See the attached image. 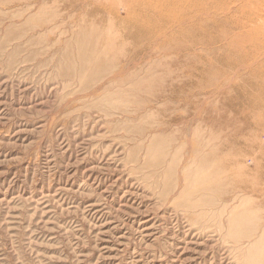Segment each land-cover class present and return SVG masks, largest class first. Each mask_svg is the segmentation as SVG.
I'll list each match as a JSON object with an SVG mask.
<instances>
[{"label":"rangeland","instance_id":"rangeland-1","mask_svg":"<svg viewBox=\"0 0 264 264\" xmlns=\"http://www.w3.org/2000/svg\"><path fill=\"white\" fill-rule=\"evenodd\" d=\"M165 1L0 0V264H264V51Z\"/></svg>","mask_w":264,"mask_h":264},{"label":"bare ground","instance_id":"bare-ground-1","mask_svg":"<svg viewBox=\"0 0 264 264\" xmlns=\"http://www.w3.org/2000/svg\"><path fill=\"white\" fill-rule=\"evenodd\" d=\"M184 1V2H182ZM213 1L214 3L217 4V6L220 4V6L222 7H218L217 9L221 8L223 9L222 13L227 14V16L225 17V22L230 24H233V27H237L239 29H241L239 32L237 31V33H235V35L232 37V49L236 48V50L238 51V53H241V55L247 60H250L249 64H242L243 62H245L244 60L241 61L240 59V65H239V70L242 69H247L252 71V69L254 68V66L257 64V62L259 61V58H256L258 55L254 56L256 54V52L258 54L262 53L264 51V3L263 1L261 2L260 0H179L178 2H176V4L173 6V11L168 12L167 14L159 11L156 15L159 18H165V16L167 17L168 21H172L171 25L165 29L166 32H164L165 34L167 33L168 29L175 30L176 28L178 29V31L181 32H187L186 34H191L194 32V30L196 29V31H202L203 27L205 25H207L208 21L210 18H212L211 16H213V11H210V6H209V2ZM237 1H239V3H237ZM184 3L182 5V3ZM170 1L167 0L165 2H161V4L159 6H167L169 5ZM229 3H231L230 5H228ZM172 8V4L170 5ZM225 6H227L226 8H224ZM177 7H179V14ZM213 7V6H212ZM215 7V6H214ZM250 7V8H248ZM162 8V7H161ZM176 8V9H175ZM216 8V7H215ZM156 9L157 6H156ZM217 9H215L217 11ZM225 9V10H224ZM171 10V9H170ZM219 12V11H218ZM216 12V13H218ZM237 12H241V15H235L237 14ZM220 13V12H219ZM215 15V14H214ZM221 15V13H220ZM229 15V16H228ZM216 16V15H215ZM214 16V18H215ZM223 16H221L220 18H222ZM217 18V17H216ZM219 18V19H220ZM161 20V19H160ZM217 21V20H215ZM217 23V22H216ZM225 23V24H226ZM45 22L41 23V26L44 25ZM224 24V23H223ZM211 28V27H210ZM176 29V31H177ZM233 32V31H232ZM229 31L226 30V32L224 31L221 37V40L225 39L228 42V37L229 36ZM183 34V33H182ZM161 35V34H160ZM164 36V35H163ZM227 39V40H226ZM231 39V38H230ZM206 40V39H205ZM31 41V39L29 40V42ZM112 41V40H111ZM116 40L112 41V45L115 44ZM207 45V44H205ZM209 45V44H208ZM220 45V44H219ZM218 45V46H219ZM227 45V44H225ZM248 45L251 46V49L248 50ZM224 46V45H223ZM230 46V45H228ZM225 47V46H224ZM227 47V46H226ZM221 48V46H220ZM229 48V47H228ZM227 48V49H228ZM66 49V48H65ZM226 49V48H225ZM231 49V51H232ZM222 50H224L222 48ZM221 50V51H222ZM141 51V50H140ZM235 50H233L232 54L234 53V55H236L234 52ZM259 51V52H258ZM138 52V51H137ZM142 52V51H141ZM223 52V51H222ZM226 52H228L226 50ZM230 52V50H229ZM85 53H91V54H96V48L94 46L86 49V48H81L77 46L76 49V55L78 56H82ZM137 54V53H136ZM142 54V53H141ZM138 55V54H137ZM140 55V54H139ZM241 55H236V59L238 56ZM262 55V54H261ZM135 56V55H134ZM241 56V57H242ZM263 57H264V52H263ZM230 58V57H229ZM134 59V58H133ZM132 59V60H133ZM234 59V56H233ZM235 59V63H237L238 61ZM261 59V56H260ZM135 60V59H134ZM126 61V60H125ZM231 61V60H230ZM229 61V62H230ZM237 61V62H236ZM234 62V61H232ZM125 63V62H124ZM135 63V62H134ZM137 63V62H136ZM139 63V62H138ZM137 63V64H138ZM227 63V61H226ZM74 64V63H73ZM231 64V63H228ZM239 64V63H238ZM65 65V64H64ZM132 65V64H131ZM61 63H60V67H61ZM228 66V65H227ZM58 67V66H57ZM56 67V68H57ZM90 66H88L87 68L89 69ZM94 66H92L93 68ZM232 67V65H231ZM230 67V68H231ZM253 67V68H252ZM77 68V67H76ZM82 68L83 70V66L80 67V69ZM91 68V69H92ZM123 68V66H122ZM129 68V67H128ZM238 68V65H237ZM236 66L235 68L233 67V69H237ZM258 68V67H257ZM62 69V67H61ZM75 69V68H74ZM232 69V71H233ZM60 70V69H59ZM63 70V69H62ZM60 70V71H62ZM81 70V71H82ZM126 71V70H125ZM238 71V70H237ZM236 71V72H237ZM94 72V71H93ZM235 72V73H236ZM241 72V71H240ZM124 73V71H120L116 73V77H120L123 76L122 74ZM239 73V71H238ZM245 73V72H244ZM72 74V72H71ZM231 74V73H230ZM228 74V75H230ZM243 74V73H242ZM239 75V74H238ZM231 76V75H230ZM251 76V75H250ZM264 76V75H263ZM235 77V75H234ZM234 77L230 80H233ZM238 77V76H237ZM247 77V76H246ZM253 78V77H252ZM229 79V78H228ZM223 80H226L223 78ZM237 80V79H235ZM255 80V79H254ZM257 81V79L255 80ZM222 82V81H221ZM226 82V81H225ZM236 82V81H235ZM234 82V83H235ZM238 82V81H237ZM233 83V84H234ZM229 84V82H228ZM236 84V83H235ZM174 85V84H173ZM172 85V86H173ZM218 85V84H217ZM216 85V86H217ZM221 85V84H220ZM220 88V87H219ZM175 91V89H174ZM96 94V93H95ZM189 100V99H188ZM188 100H186L187 102H189ZM202 107V106H201ZM106 114V113H105ZM107 116V115H106ZM109 116V115H108ZM224 170V169H223ZM225 172V171H224ZM227 172V171H226ZM223 174V173H222ZM262 180L264 182V176L262 177ZM235 193H242V192H248V191H252L254 193L258 192L259 189L257 187H251V190H249L247 187H235Z\"/></svg>","mask_w":264,"mask_h":264}]
</instances>
